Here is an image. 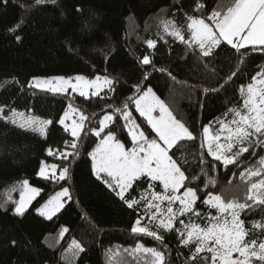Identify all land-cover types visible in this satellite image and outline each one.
Returning <instances> with one entry per match:
<instances>
[{"label":"trees","instance_id":"obj_1","mask_svg":"<svg viewBox=\"0 0 264 264\" xmlns=\"http://www.w3.org/2000/svg\"><path fill=\"white\" fill-rule=\"evenodd\" d=\"M34 2L8 0L4 4L0 0V107L5 113L11 109L25 111L52 120L53 124L48 126L47 135L42 136L0 119V264H145L151 260L150 254L130 252L137 243L163 251L166 264H189L187 258L194 251V245L182 246L175 231L156 229V222L149 223L142 207L129 209L95 178L87 153L95 148L99 138L90 129L98 125L105 113L123 107L127 98L135 95L133 85L152 87L197 136L195 142H185L177 156L186 157L193 165L188 172L199 176L190 185H199L202 190L197 210L204 217L209 213L216 215L215 209L203 204L204 194L211 191L225 201L243 202L248 184L240 179L239 171L255 164L258 157L246 153L241 167L237 168L209 167L212 157L206 156L205 163L196 167L199 164L196 157L205 151L200 147L201 126L211 122L215 132L219 127L216 118L228 108L242 105L240 87L246 89L254 76L260 79L257 74L264 73V51L252 50L251 46L237 51L222 44L212 57L203 58L198 48L189 47L166 33L165 25L172 22L188 39L187 16L203 15L202 11H194L197 0H55V3L48 0L31 7ZM204 2L208 9L226 11L233 0ZM21 19L24 23L18 32L10 33L8 28ZM15 35H20L21 40L17 41ZM148 40H154L156 47L149 48ZM145 55L156 69L167 71L143 65L141 60ZM145 72L148 80L143 79ZM74 75L91 79L107 75L117 81L116 91L105 89L100 97L88 99L71 91L51 93L29 86L33 77ZM69 104L88 117L81 139L76 141L77 149L70 147L75 138L58 123ZM133 115L138 123H143L134 110ZM123 123L119 120L115 127L119 138L130 147L127 129L121 131ZM49 148L53 152H79L69 158L67 182L37 175L42 162L62 163L58 154H48ZM256 152L264 156L259 148ZM24 180L42 189L37 202L60 190L61 185L70 188L72 199L66 200L51 220L38 215L33 206L18 216L14 207ZM139 193L142 186L137 187ZM138 215L144 217L141 226L158 231L163 236L162 242L132 233L131 227ZM262 218L264 211L259 209L241 213L245 227L250 230L252 222ZM181 219L186 223L189 220L187 216ZM192 219L201 226L206 223V219ZM65 227L68 231L61 237ZM253 238L264 240L259 230H253L249 239ZM73 239L80 242L83 252L69 248ZM196 264L203 261L198 259ZM253 264L260 262L253 261Z\"/></svg>","mask_w":264,"mask_h":264},{"label":"snow or ice","instance_id":"obj_2","mask_svg":"<svg viewBox=\"0 0 264 264\" xmlns=\"http://www.w3.org/2000/svg\"><path fill=\"white\" fill-rule=\"evenodd\" d=\"M46 2L48 0H35L31 7ZM51 2L55 3V0ZM3 3L7 4L8 0H3ZM194 11H202L203 15L187 16L188 39L172 22L165 25L164 31L189 47L198 48L203 58L212 57L215 49L222 44L237 51L247 49L249 46L252 50L258 48L264 51V0H233L226 11L218 8L208 9L204 0H197ZM23 23L22 19L18 20L8 28V31L17 33ZM15 39L20 41V35H15ZM147 44L149 48L156 47L154 40H148ZM141 63L152 66L156 71H167L163 68L156 69L148 55L143 57ZM168 75L171 76V72H168ZM257 75L260 79L254 76L253 83H249L246 89L244 86L240 87L242 105L239 108L230 107L221 117L216 118L219 127L215 132L212 130L211 122L201 126L203 141L200 147L205 151L196 157L199 160L196 167L205 163L206 156L212 157L209 167L231 165L237 168L241 167V160L245 158L246 153L258 157L255 164L244 166L239 171L240 179L248 184L243 202L238 199L225 201L221 195L211 191L204 194L203 204L215 209L216 215L209 213L204 217L197 210V202L201 200L199 192L202 190L199 185H190L198 180L199 176L188 172V168L193 165L186 157L177 156L182 145L185 142H195L197 136L173 114L152 87L142 86L140 83L133 85L135 95L129 96L123 107H115L112 112L105 113L98 125L90 129L91 133L99 138L95 148L87 153L91 158L95 178L129 209L142 207L149 223L156 222L154 225L156 229L175 231L182 246L194 245V251L187 258L189 264H196L198 259L203 261V264H253V261L264 264V240L249 239L253 230H259L264 236V218L253 221L251 230L245 227V220L241 219V213H253L257 209L264 211V156L256 152L257 148L264 151V73ZM143 79H149L146 72ZM116 83L114 78L107 75H96L92 79L77 75L67 78L33 77L29 86L60 94H68L71 89L72 93L90 99L93 96L100 97L105 89L114 93ZM220 87L223 88L224 85ZM208 91L205 89V92ZM68 108L72 113L79 111L71 104ZM133 110L142 118L143 123L137 122ZM69 118L70 112L65 111L58 123L75 138L70 147L77 149L76 141L81 139L84 122L88 117L81 112L79 122L73 120L71 125L65 123ZM0 119L18 124L20 128L37 132L42 136L47 135L48 126L53 124L52 120L26 117L14 109L10 110V114H6L3 107H0ZM119 120L124 121L121 131L127 129L130 147L119 138L115 127ZM65 144L68 145L69 142L65 141ZM48 154H58L62 163L48 165L42 162L37 175L49 180L55 179L57 182H67L70 175L69 158L79 155V152H53L49 148ZM201 172L203 173V168ZM138 186H142V193L137 194ZM204 187L207 188L208 184L206 183ZM22 188L20 199L14 207V213L18 216H23L28 205L42 192L41 188L30 186L27 180L23 181ZM71 199L70 188L61 185L60 190L50 196L37 211L41 216L51 220L64 207L66 200ZM185 216L189 218L187 223L181 219ZM193 217L206 219V223L201 226L192 219ZM143 218L137 216L131 227L132 233L151 236L162 242L163 236L158 231L141 226ZM67 231L66 227L63 228L60 236L63 237ZM12 244L15 245L16 241L13 240ZM69 248L84 251L80 242L75 239L71 241ZM130 252L150 254L151 260L145 264H166L163 251L145 247L141 243H137Z\"/></svg>","mask_w":264,"mask_h":264},{"label":"rangeland","instance_id":"obj_3","mask_svg":"<svg viewBox=\"0 0 264 264\" xmlns=\"http://www.w3.org/2000/svg\"><path fill=\"white\" fill-rule=\"evenodd\" d=\"M75 76H77V75H74V76H72V77H75ZM50 77H56V76H48V77H42V78H50ZM67 78V77H66ZM87 78V77H86ZM89 79H91V78H89ZM32 82V78L30 79V82H29V85H30V83ZM35 88V87H34ZM69 91H71V89H69ZM78 94V93H77ZM75 108V107H74ZM77 109V108H76ZM66 111H69L70 112V118L68 119V120H66L65 121V123L66 124H68V125H71L72 124V122H73V120H75V121H77V122H79V114H80V111H78V112H76V113H72L70 110H69V108H67V110ZM16 112H18V113H23L24 114V116H26V117H28V116H34V115H32V114H30V113H28V112H25V111H16ZM6 114H10V112L9 113H6ZM34 117H37V116H34ZM40 118V117H39ZM41 120H45V119H42V118H40ZM11 124V123H10ZM12 125H15V126H17V127H19L18 126V124H12ZM20 128V127H19ZM22 129V128H21ZM25 130V129H24ZM30 131V130H29ZM37 133V132H36ZM48 165H51V164H48ZM42 166V165H41ZM40 177V176H39ZM22 183H23V181L21 182V184H20V187H19V195H18V199H17V202L19 201V199H20V193H21V191L23 190V188H22ZM29 185L30 186H32V187H37V186H35V185H33V184H30L29 183ZM39 188V187H38ZM57 191H59V190H57ZM56 191V192H57ZM55 194V192L54 193H52V194H50L45 200H42V201H40V202H37V198L39 197V196H37L29 205H28V207H27V210L31 207V206H33V210L38 214V215H40L39 214V212L37 211V209H39L48 199H49V197L50 196H52V195H54ZM178 206V205H177ZM26 210V211H27ZM58 213V212H57ZM56 213V214H57ZM41 216V215H40ZM42 217H44V216H42ZM44 218H46V217H44ZM47 219V218H46Z\"/></svg>","mask_w":264,"mask_h":264}]
</instances>
